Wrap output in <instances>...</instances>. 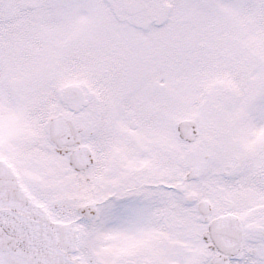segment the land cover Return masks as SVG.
Wrapping results in <instances>:
<instances>
[{"label": "snow or ice", "instance_id": "snow-or-ice-1", "mask_svg": "<svg viewBox=\"0 0 264 264\" xmlns=\"http://www.w3.org/2000/svg\"><path fill=\"white\" fill-rule=\"evenodd\" d=\"M0 264H264V0H0Z\"/></svg>", "mask_w": 264, "mask_h": 264}]
</instances>
